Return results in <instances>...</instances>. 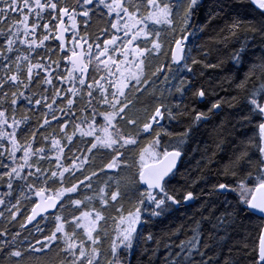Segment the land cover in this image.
<instances>
[{"label": "snow or ice", "instance_id": "6c2138e0", "mask_svg": "<svg viewBox=\"0 0 264 264\" xmlns=\"http://www.w3.org/2000/svg\"><path fill=\"white\" fill-rule=\"evenodd\" d=\"M94 16L108 18L95 36ZM209 31L215 32L210 39L230 45L226 59L212 62V49L192 39ZM57 51L60 59L53 58ZM161 57L149 76L150 60ZM154 81L165 87L138 125L127 117L128 92L143 94ZM21 107L40 113L35 126L27 114L17 118ZM221 115L228 119L215 122ZM120 121L135 131L126 132ZM253 124L258 140L240 139ZM209 126L211 143L201 148L197 138ZM142 136L150 140L139 152L136 206L126 215L116 209L115 237L102 252L98 229L121 192L119 181L111 192L108 181L93 191V179L118 169L122 150ZM100 150L111 158L88 172ZM189 152L199 155L197 175L177 188L172 181ZM201 182L207 190L194 191ZM0 188V219L20 229L0 228V255L17 264L24 254L18 244L30 252L58 249L65 257L59 264H132L133 255L136 264H264V225L251 253L245 244L237 257L228 245L230 230L243 227L242 215L264 220V0H0ZM82 190L93 194L76 198ZM196 201L191 223L160 234L138 230ZM68 208L79 214L64 215ZM34 221L39 237L21 239ZM181 234L177 243L173 237Z\"/></svg>", "mask_w": 264, "mask_h": 264}, {"label": "trees", "instance_id": "16d2710c", "mask_svg": "<svg viewBox=\"0 0 264 264\" xmlns=\"http://www.w3.org/2000/svg\"><path fill=\"white\" fill-rule=\"evenodd\" d=\"M72 0H69V3H71ZM212 2V0H205V4L208 5ZM205 18V14L202 11L198 17H196L197 23L202 22ZM107 17H100V16H94L92 18L91 28L89 31L93 34V36L99 34L100 29L108 26L107 25ZM71 23L67 20V24ZM227 23V18L220 20L217 22V27H225ZM79 28L81 33H83V24L78 20ZM70 29V28H69ZM71 35L68 33V43L69 46H71ZM169 33L167 28L162 29V40L166 41V38L168 37ZM199 39H196L195 37L192 39L196 40V43L198 44H204L206 47L212 49V55L210 59L212 62H216L217 57L226 59L228 55V51L230 48V45L226 47L223 44L217 43L210 39V37L215 36L214 31H209L208 34H198ZM50 47L56 48L58 42L55 40H50L46 42ZM70 55V53H68ZM61 53L57 51L56 56H54V59H60ZM163 60V57L160 58V60H150L148 74L151 75V71L153 70L152 66L160 63ZM66 64V61H62V67L61 71H63V67ZM68 67H71V65H67ZM207 72L211 73L212 70L208 69ZM217 72L219 70H216ZM95 74V73H93ZM162 79V78H161ZM227 86V85H225ZM164 84L160 83L159 81H154L153 86L148 89V91L144 92L143 94H137L135 90L128 92V99L132 101L130 107L127 109V117L131 119L137 120L138 125L145 122L147 116L151 113L153 108L155 107L156 101L154 99V93L155 95H159V92L156 91L157 89L163 90ZM235 94V93H233ZM5 107H8V105H5ZM229 112L234 113L235 110H228ZM27 114L31 117V126H35L37 121L40 119V113H34V112H26L23 107L19 108L17 110L16 116L17 118H20L21 116ZM8 115L11 117V108H8ZM102 122V118H98ZM222 119H228L226 115H221L218 117H214L215 122H219ZM166 125L168 124L167 121L164 122ZM120 126L126 131H135V129H132L130 126L126 124L125 121L119 122ZM173 127V126H170ZM173 130L175 131H182L183 128L181 126H174ZM211 130V127L209 126L207 129H203V134L199 135L197 138V143H200L201 148L204 146V142L211 143V140L209 136L207 135V132ZM71 131V129H70ZM244 135L240 136V139L247 140L248 138H252L254 140H258L259 138V130L258 127L253 124L250 126L245 127L243 130ZM90 139V138H85ZM150 140V137L142 136L139 139V142L137 145L129 146L126 149H123L124 152L122 163L120 164V167L118 169H112V170H105L104 173H100L99 179L94 178L93 179V191H98L99 187L103 185L105 181H108L110 183V187L108 189L109 192L112 190H115L117 187L116 181H119V189L121 192V197L118 199L117 202L113 203L109 201V205L107 209L105 210V216L109 217V219L106 222H103L98 229L101 237V244L99 247L101 248V251L104 252L107 250L110 246L111 240L115 237V224L112 222L111 217H118L119 213L116 211L117 208L123 207L124 214L126 215L128 211L134 210L136 206V200L138 198V189L141 188V186L138 183V171H139V152L142 147H144ZM168 138L164 137L163 142H167ZM79 143V141H77ZM192 147H195V145H192ZM67 151V150H66ZM54 155V153H53ZM223 155V154H221ZM111 158V154L109 151L106 150H100L95 153L94 160L92 165L88 168V172H91L92 170H99L102 168L108 160ZM199 159V155H197L194 152H189L188 156L184 159L182 164L180 165V170L175 176V178L172 181V184L179 188L181 186L187 187L186 181L189 178V175L191 177H195L197 175L196 171V162ZM68 161H65L67 163ZM226 162V158L224 161ZM47 166V164L45 165ZM204 187L205 190H207V186L201 182L198 184L193 190L196 192L200 191V188ZM4 189L0 188V191H3ZM92 192H89L87 190H82L79 197L83 199L84 195H92ZM202 199H207V197H202ZM223 200V197L220 198ZM229 200H232V197H228ZM95 206L99 208V203H95ZM30 207V205H29ZM200 207V201H196L195 203H192L190 205H180L174 207L173 211L166 217L154 219L152 222H150L147 225H141L138 226L139 231H143L145 234L148 231H152L153 233H163V232H170L172 229H175L178 225L181 223H191L189 220L190 217H193V214L197 212V209ZM222 211V209H221ZM70 214H76L78 215V211H74L71 208H68L67 211H65L64 215L68 216ZM219 212H217V215ZM205 215H207V212H205ZM198 218V217H197ZM51 219V218H49ZM20 222H23L21 219ZM238 224H242L243 227H237L235 231L230 230V237L231 239L228 240V245L233 247L234 249V255L239 257L240 252L239 249L243 248V245H248L247 251L250 253L252 252L253 248L258 247V235L260 231V227L264 225V220H262L259 216H252L251 218H244L243 215L240 217V220L238 221ZM7 226L11 231H17L19 229V223L14 224H7V222L3 219H0V228H3ZM37 222L28 225L27 229L21 230L22 236L21 239L24 237H28L30 241L33 243L35 242V238L39 237V233L36 232ZM39 227L45 228V231H48L51 229L52 224L49 222L47 225L44 221H39ZM210 228L209 225L205 224L203 225V230L207 231ZM105 233L107 235H105ZM191 233L189 232V235ZM223 235V233H221ZM10 238V237H9ZM184 235L181 234L178 237H173V239L176 240L178 243L179 240L184 239ZM17 247L24 253L22 258L19 259L18 264H59L60 260H63L65 257L61 253L57 255L58 249H53L50 252H30L26 250L25 245L18 244ZM227 251V249H225ZM253 255L255 253H252ZM0 264H17L16 258L7 257L0 255ZM132 264H136V256L133 255L132 257ZM244 264H248L247 260L244 261Z\"/></svg>", "mask_w": 264, "mask_h": 264}, {"label": "water", "instance_id": "95a60500", "mask_svg": "<svg viewBox=\"0 0 264 264\" xmlns=\"http://www.w3.org/2000/svg\"><path fill=\"white\" fill-rule=\"evenodd\" d=\"M65 24L67 25V18H65ZM65 36H66V39L68 40V33H66ZM38 220H39V218H38ZM33 223H35V221Z\"/></svg>", "mask_w": 264, "mask_h": 264}, {"label": "rangeland", "instance_id": "374dc122", "mask_svg": "<svg viewBox=\"0 0 264 264\" xmlns=\"http://www.w3.org/2000/svg\"><path fill=\"white\" fill-rule=\"evenodd\" d=\"M67 26H68L69 28H71V23H68ZM70 32H71V31H69L68 33L70 34Z\"/></svg>", "mask_w": 264, "mask_h": 264}]
</instances>
